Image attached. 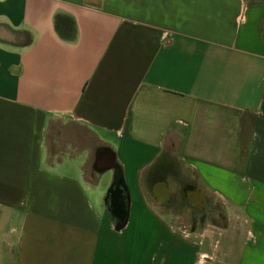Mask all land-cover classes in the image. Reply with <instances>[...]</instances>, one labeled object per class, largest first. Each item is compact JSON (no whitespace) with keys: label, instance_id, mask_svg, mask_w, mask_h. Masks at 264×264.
<instances>
[{"label":"crops","instance_id":"obj_1","mask_svg":"<svg viewBox=\"0 0 264 264\" xmlns=\"http://www.w3.org/2000/svg\"><path fill=\"white\" fill-rule=\"evenodd\" d=\"M0 264H264V0H0Z\"/></svg>","mask_w":264,"mask_h":264},{"label":"water","instance_id":"obj_2","mask_svg":"<svg viewBox=\"0 0 264 264\" xmlns=\"http://www.w3.org/2000/svg\"><path fill=\"white\" fill-rule=\"evenodd\" d=\"M116 188L109 191V194L112 195V200L116 198L117 201H112V214L114 217L118 219V225L116 227L117 230H120L123 228L126 220V212H125V199L124 198V190L121 188L122 181L119 177L116 178L115 183ZM122 199L123 201L119 202V199ZM107 202V199H106ZM123 209V210H122Z\"/></svg>","mask_w":264,"mask_h":264},{"label":"rangeland","instance_id":"obj_3","mask_svg":"<svg viewBox=\"0 0 264 264\" xmlns=\"http://www.w3.org/2000/svg\"><path fill=\"white\" fill-rule=\"evenodd\" d=\"M112 185L113 184H112V181H111V186ZM106 188H108V189H106ZM106 188L105 189H106V193H107L109 191V189H110V185L108 187H106ZM223 247H224V241L222 239H220V249L222 250Z\"/></svg>","mask_w":264,"mask_h":264}]
</instances>
